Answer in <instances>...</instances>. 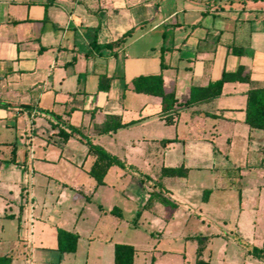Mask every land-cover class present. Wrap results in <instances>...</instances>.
I'll list each match as a JSON object with an SVG mask.
<instances>
[{"label": "crops", "instance_id": "obj_1", "mask_svg": "<svg viewBox=\"0 0 264 264\" xmlns=\"http://www.w3.org/2000/svg\"><path fill=\"white\" fill-rule=\"evenodd\" d=\"M128 33L131 35L123 43L105 47ZM95 45L103 48L97 50ZM233 50L242 51V55L233 54ZM240 66L245 68L250 84L228 83L221 97L188 104L193 88H206ZM152 76H161L165 93L176 95L171 125L165 122L160 97L125 89L138 78ZM261 87L264 0H0V102L11 106L8 110L0 108V246L6 243L4 221L18 219V229L29 225L30 231L26 239L17 237L13 251L58 252L57 230L50 249L45 248L42 230L35 235L36 224L43 221V196L54 193L50 190L53 184L61 188L56 201L61 194L66 195L70 201L67 209L78 215L71 229H58L79 235L78 249L72 255L84 259L75 264H89L87 249L91 243L82 251L78 226L88 222L90 214L85 211L91 209L93 195L106 187V179L104 186H93L90 195L78 188L80 178L89 176L95 157L88 155L78 136L67 143L60 140V127L79 128L95 145L125 162L126 169L114 167L108 175L120 169L122 175L116 172L118 177H138L149 186L158 178L166 179L161 178L163 167H179L166 163L183 160L190 172L201 169L192 165L202 160L195 148L214 142L220 128L224 131L243 123L246 93ZM42 112H51L59 119ZM24 116L29 124L19 126ZM10 118L15 119L14 126L5 123ZM41 118L43 126L39 125L41 132H37ZM109 118L122 124L138 123L99 134L97 128ZM22 130L25 135L19 136ZM38 139L40 144L35 145ZM57 143L61 149L53 158L49 148ZM18 144L26 148L22 160L18 150L14 152ZM37 146L43 148L38 156L34 151ZM14 158L16 164L11 162ZM58 169L63 179L54 175ZM52 170L54 174L49 175ZM18 177H23L26 186L14 192ZM114 207L98 205L93 230L103 217L114 215ZM116 244L112 243V264ZM135 249V264L139 253L140 264H150V251ZM6 251L8 255L9 249ZM67 255L61 253L57 264H67ZM166 257V253L161 254L154 264H171ZM202 260L213 264L210 258ZM185 262L183 258L182 264Z\"/></svg>", "mask_w": 264, "mask_h": 264}, {"label": "rangeland", "instance_id": "obj_2", "mask_svg": "<svg viewBox=\"0 0 264 264\" xmlns=\"http://www.w3.org/2000/svg\"><path fill=\"white\" fill-rule=\"evenodd\" d=\"M24 117L18 122L19 126L25 123L28 126V119ZM42 122L43 118L38 121L37 132H41L39 125L43 126ZM5 123L14 126L16 121L10 118ZM5 134L6 131H3ZM18 134L25 135L23 130ZM39 139L34 141L35 145L40 144ZM25 149L23 144H18L19 160H22ZM60 149L58 143L51 144L50 156L57 157ZM42 150L37 146L34 150L36 156ZM191 150L194 151V148ZM195 151L199 152L202 160H196L192 165L201 169H193L187 178H158L157 183L152 181V186H147L138 177H118L116 172L122 175L120 169L109 173L106 187L93 195V205L85 211L90 214L88 222L78 226L83 237L82 251L88 248V242L91 243V248L87 249L89 264H112V243L129 244L140 251H150L147 254L150 264L156 263L163 253H166L171 264H182L183 258L187 261L184 264H192L197 260L199 247L203 249L201 259L210 258L213 264H264V257H256L253 253L255 248L262 246L264 240V131H251L244 122L224 131L220 128V135L214 142L208 141L196 147ZM179 152L177 156L183 159ZM182 161L166 165L180 166ZM31 171L32 168H29ZM48 173L52 175L54 171ZM54 175L59 179L64 176L61 169ZM22 179L16 178L14 192H21L26 186ZM78 183V188L89 195L95 186L93 179L86 175ZM54 186L52 184L50 190L55 194L43 196V221L35 227V235L42 230L45 248L48 249L52 241H55L56 230L71 229L78 216L67 209L70 201L66 195L61 194L59 201H56L61 188ZM207 190L211 191L205 193ZM98 205L105 209L118 207L122 218L117 215L103 217L93 230V215L98 213ZM234 225L235 229H232ZM18 226V219L4 221L3 236L6 243L0 246V256L7 255L8 248L7 256L13 257V264L59 262L61 253L52 250H35L32 254L30 249L13 251L17 237L26 239L30 231L29 225L20 229ZM92 230V240L88 241L87 237ZM153 246L156 247L155 251L152 250ZM37 247L40 249V246ZM141 254L136 264H140ZM67 256V264H75L84 259L72 254Z\"/></svg>", "mask_w": 264, "mask_h": 264}, {"label": "trees", "instance_id": "obj_3", "mask_svg": "<svg viewBox=\"0 0 264 264\" xmlns=\"http://www.w3.org/2000/svg\"><path fill=\"white\" fill-rule=\"evenodd\" d=\"M131 35L128 33L120 41L115 44H109L105 47L112 48L115 45L123 43L127 37ZM97 50L102 49V46L95 45ZM237 56L242 55V51H232ZM228 83H245L250 84L251 80L248 75L245 74V68L240 66L235 73H224L219 81L211 82L206 88H193L191 91V97L188 102L189 105H195L199 103H205L213 101L222 96L223 87ZM132 88L138 93L157 96L162 99V113L165 116V122L167 125H171L174 122L176 95L175 93H165L161 76H152L138 78L132 82L131 85H126L125 89ZM247 101L245 107V120L244 123L249 127L251 131L259 130L264 131V87L250 89L247 93ZM0 108L10 109L9 104L0 102ZM46 115L52 116L55 119H59L51 112H42ZM95 112L92 113V117ZM136 122L122 124L119 119L109 118L103 126L97 128L99 134L105 135L117 132L121 129L128 128L137 124ZM57 136L64 143H67L71 138L79 137L80 141L87 147L88 155L95 157V161L88 172V175L95 182V189L105 185V179L110 169L118 167L120 169H126L125 162L121 161L118 157L109 154L101 146L95 145L89 138L84 136L79 128L73 126L60 127L57 132ZM17 151L15 146L14 152ZM16 164L15 158L11 161ZM21 165V163H19ZM190 173V169L186 168L185 164L179 167H163L161 171V178H187ZM211 190L205 191L208 193ZM90 201L89 198H87ZM100 209H102L100 207ZM111 214L121 217V211L119 208L114 207ZM140 213H138V218ZM79 235L76 233L68 232L63 229L57 230V251L59 253L74 254L78 249ZM136 249L129 244H116L114 247V264H135ZM203 249L198 248L196 264H207L201 259ZM256 257H264V240L260 248H255L253 251ZM12 256H0V264H12Z\"/></svg>", "mask_w": 264, "mask_h": 264}]
</instances>
